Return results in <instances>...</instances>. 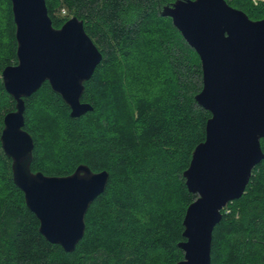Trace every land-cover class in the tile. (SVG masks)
<instances>
[{
  "label": "trees",
  "instance_id": "obj_1",
  "mask_svg": "<svg viewBox=\"0 0 264 264\" xmlns=\"http://www.w3.org/2000/svg\"><path fill=\"white\" fill-rule=\"evenodd\" d=\"M173 1L46 0L54 27L73 16L84 20L103 58L85 81L82 101L93 106L88 113L73 117L48 81L25 98V128L35 145L32 170L63 176L84 163L110 176L105 193L87 211L83 238L67 252L41 234L0 140V264H176L183 259L178 246L185 240L183 220L197 198L184 171L206 138L211 113L196 100L203 87L198 53L172 18L161 15ZM8 3L6 66L18 62ZM232 6L252 19L264 18L263 1ZM142 47L155 57V65L143 62L147 75L140 79L130 74L127 62ZM149 76L153 79L146 82ZM2 96L13 109H0V136L4 115L16 104L0 80ZM261 146L264 152V138ZM251 177L244 194L222 210L211 264H264V158Z\"/></svg>",
  "mask_w": 264,
  "mask_h": 264
},
{
  "label": "water",
  "instance_id": "obj_2",
  "mask_svg": "<svg viewBox=\"0 0 264 264\" xmlns=\"http://www.w3.org/2000/svg\"><path fill=\"white\" fill-rule=\"evenodd\" d=\"M11 2L18 62L3 69L2 80L16 104L4 115L0 140L12 160L13 181L39 219L41 234L72 252L84 236L87 211L105 193L110 174L84 163L63 176L34 172L25 98L48 81L73 117L88 113L93 106L82 101L85 81L103 54L79 17L56 28L46 0ZM161 15L172 18L198 53L203 87L196 100L211 113L206 138L184 171L188 190L197 198L185 213V240L178 244L184 257L176 264H211L213 231L222 210L244 194L264 158V18L252 19L227 0H174Z\"/></svg>",
  "mask_w": 264,
  "mask_h": 264
},
{
  "label": "rangeland",
  "instance_id": "obj_3",
  "mask_svg": "<svg viewBox=\"0 0 264 264\" xmlns=\"http://www.w3.org/2000/svg\"><path fill=\"white\" fill-rule=\"evenodd\" d=\"M244 0H232V3L234 2L235 5H240L243 3ZM254 3H259L260 1L264 2V0H251ZM232 4V5H234ZM8 7H9V3L8 0H0V80H2V71L5 68L6 64H5V53H8V50L10 48V40L8 38V29H9V25H8ZM255 14V13H254ZM160 24L157 26L159 27ZM161 28H164L163 25H161ZM149 41V40H148ZM155 57L150 56V52L149 49L147 47H142V49H139L136 51V53L134 54L133 58L131 60H128V66L130 68V74L135 75L136 77L142 79L143 75H147L144 71L143 68L145 67L147 70V64L150 63V60L153 61V66L155 65ZM148 63H143V62H147ZM151 69L149 70L148 75L151 73ZM148 72V71H146ZM155 74L154 73V67H153V72L151 75ZM153 79V76L147 79L149 82L150 80ZM10 105V101H7L6 99L3 98V96L0 98V109L2 110V108H11L13 109V107H9ZM165 258V257H163Z\"/></svg>",
  "mask_w": 264,
  "mask_h": 264
},
{
  "label": "built area",
  "instance_id": "obj_4",
  "mask_svg": "<svg viewBox=\"0 0 264 264\" xmlns=\"http://www.w3.org/2000/svg\"><path fill=\"white\" fill-rule=\"evenodd\" d=\"M63 12L65 13L66 11H65V10H63Z\"/></svg>",
  "mask_w": 264,
  "mask_h": 264
}]
</instances>
